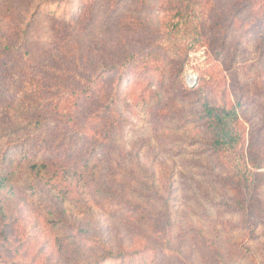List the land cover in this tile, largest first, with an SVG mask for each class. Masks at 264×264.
Masks as SVG:
<instances>
[{"label":"rangeland","instance_id":"rangeland-1","mask_svg":"<svg viewBox=\"0 0 264 264\" xmlns=\"http://www.w3.org/2000/svg\"><path fill=\"white\" fill-rule=\"evenodd\" d=\"M0 36L31 55L0 86L1 134L133 56L124 135L89 175L0 190V264H264V0H0ZM204 103L238 104L230 150L211 146Z\"/></svg>","mask_w":264,"mask_h":264},{"label":"trees","instance_id":"trees-1","mask_svg":"<svg viewBox=\"0 0 264 264\" xmlns=\"http://www.w3.org/2000/svg\"><path fill=\"white\" fill-rule=\"evenodd\" d=\"M3 8L9 13V9ZM193 17V10L179 11L168 33L179 31L184 25L191 23ZM33 20H29L27 25ZM63 20L65 19L61 18L59 21ZM70 22L74 20L68 23ZM15 53L18 56L14 59L5 58V55ZM26 55L31 57L23 46L14 47L0 36V86L8 78L9 82L15 81L16 77L12 76V71L25 73L26 69L21 65L25 63ZM130 60H133V56L120 65L97 71L96 75L91 73L79 88L64 90L59 99L51 100L55 105L49 109L51 114L45 121H30L13 127L4 134L0 133V190L5 188L11 194L13 192L19 194L18 186L21 180H25L23 183L29 186L34 196L38 197L37 192L42 188V182L47 184L61 179L78 182L77 177L89 175L90 163L96 160V154L102 151V144L115 135H124L119 130L121 121L119 109L126 108L129 104L122 98L121 89L130 79L128 71L119 70L127 67ZM30 69L31 66L27 71ZM81 79L82 77L76 78V85ZM1 88L5 92L10 90L7 86ZM237 106L238 104L227 109L225 106L202 104L199 118H203L208 128L212 130V147L230 150L232 145L237 143L239 135L233 129L237 120ZM90 134L97 136L99 142L87 149L85 145L88 139L90 140ZM47 149H51L50 156L45 152ZM12 154L16 157L11 156ZM52 157L56 161L51 162ZM252 165L258 170L257 164ZM40 172L41 179L38 178ZM53 218L54 214L49 215L44 223L50 225L51 229L57 228L58 224L62 225L59 218L57 221ZM123 255L124 253H108L103 259H120L124 257Z\"/></svg>","mask_w":264,"mask_h":264}]
</instances>
